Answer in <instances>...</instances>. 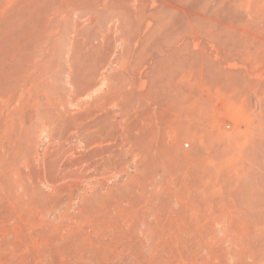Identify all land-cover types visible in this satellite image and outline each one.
I'll return each instance as SVG.
<instances>
[{
  "label": "rangeland",
  "instance_id": "374dc122",
  "mask_svg": "<svg viewBox=\"0 0 264 264\" xmlns=\"http://www.w3.org/2000/svg\"><path fill=\"white\" fill-rule=\"evenodd\" d=\"M0 264H264V0H0Z\"/></svg>",
  "mask_w": 264,
  "mask_h": 264
}]
</instances>
